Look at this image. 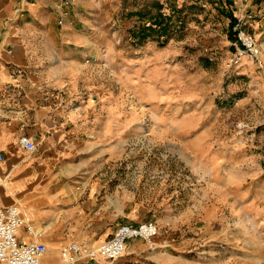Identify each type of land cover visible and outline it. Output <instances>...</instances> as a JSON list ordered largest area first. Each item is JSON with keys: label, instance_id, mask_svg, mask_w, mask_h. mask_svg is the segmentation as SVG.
<instances>
[{"label": "rangeland", "instance_id": "1", "mask_svg": "<svg viewBox=\"0 0 264 264\" xmlns=\"http://www.w3.org/2000/svg\"><path fill=\"white\" fill-rule=\"evenodd\" d=\"M149 1L69 7L84 39L56 41L68 133L54 171L77 186L102 180L116 226L156 223V242L171 244L157 252L178 264H264V0H160L171 35L139 43L131 32L148 22L137 14H156ZM238 24L262 65L231 63Z\"/></svg>", "mask_w": 264, "mask_h": 264}, {"label": "crops", "instance_id": "2", "mask_svg": "<svg viewBox=\"0 0 264 264\" xmlns=\"http://www.w3.org/2000/svg\"><path fill=\"white\" fill-rule=\"evenodd\" d=\"M60 2L0 1V104L4 112L0 118V152L5 157L0 164V206H19L33 222L38 240L52 248H64L73 242L92 245L88 241L93 239L105 243L119 228V211L114 221V212L99 205L102 180L90 177L77 186L75 180H70L74 175L65 174L62 169L60 174L54 171L55 142H64L68 133L63 121L65 98L53 90L65 84L63 75L58 73L65 63H55L56 41L69 37L77 43L84 39L78 15H70L65 25L59 26L55 8ZM22 125H26L24 132L20 130ZM22 135L35 142V153L21 148ZM64 181L55 191H37L40 184ZM25 209L30 210L32 217L45 218L49 224L38 227ZM31 239L22 230V240ZM59 263L60 254L53 250L47 252L42 262ZM83 264L178 262L165 252L151 251L142 240H133L125 255L113 263L101 259Z\"/></svg>", "mask_w": 264, "mask_h": 264}, {"label": "built area", "instance_id": "3", "mask_svg": "<svg viewBox=\"0 0 264 264\" xmlns=\"http://www.w3.org/2000/svg\"><path fill=\"white\" fill-rule=\"evenodd\" d=\"M1 1V0H0ZM77 0H64L56 9L59 17V25L64 26L65 20L70 16L69 7L76 4ZM235 35V55L231 60L233 65H239L244 58L260 60V49L254 37L247 35L242 26L238 24ZM4 116L0 104V118ZM26 125L20 130L24 132ZM21 148L33 154L37 151V145L28 136L22 135L19 140ZM5 157L0 152V164ZM32 239L26 242L22 240V230ZM159 227L154 222H146L138 225H124L119 227L111 239L99 246H92L79 242H73L64 247L60 252L59 264H83L86 262L104 259L108 262H115L121 259L128 244L133 240L144 241L151 251H161L170 248L167 241L157 243ZM39 233L36 231L33 222L27 217L19 206H0V264H42L48 252L45 244L39 240Z\"/></svg>", "mask_w": 264, "mask_h": 264}, {"label": "trees", "instance_id": "4", "mask_svg": "<svg viewBox=\"0 0 264 264\" xmlns=\"http://www.w3.org/2000/svg\"><path fill=\"white\" fill-rule=\"evenodd\" d=\"M152 9H156L157 12L152 13V11H148L144 14H137L141 19L148 18V22L139 27H135L132 30V39L135 41L142 43L148 39H152L154 41H158L160 39H166L171 35V31L174 28V17L168 16L163 12L164 5L160 2V0L149 1ZM176 13H181L176 10ZM180 22V21H179ZM234 25H237V22L234 20ZM183 24V23H182ZM235 41V38L234 40Z\"/></svg>", "mask_w": 264, "mask_h": 264}]
</instances>
